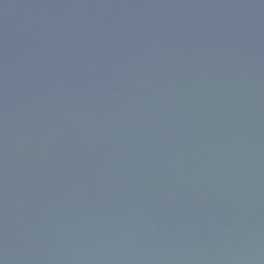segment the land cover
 I'll list each match as a JSON object with an SVG mask.
<instances>
[{
	"label": "water",
	"instance_id": "95a60500",
	"mask_svg": "<svg viewBox=\"0 0 264 264\" xmlns=\"http://www.w3.org/2000/svg\"><path fill=\"white\" fill-rule=\"evenodd\" d=\"M0 264H264V0H0Z\"/></svg>",
	"mask_w": 264,
	"mask_h": 264
}]
</instances>
